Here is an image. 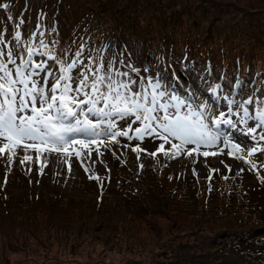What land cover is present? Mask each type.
Masks as SVG:
<instances>
[{"label":"rangeland","instance_id":"1","mask_svg":"<svg viewBox=\"0 0 264 264\" xmlns=\"http://www.w3.org/2000/svg\"><path fill=\"white\" fill-rule=\"evenodd\" d=\"M31 1L0 0V4L9 3L13 10L12 20H8L7 9H0V25H6L10 31L23 18L25 24L20 30L26 33L35 30L38 14L45 13L44 24L51 27L55 22L65 38L62 42H66L73 31L80 35L87 32L96 43L110 44L116 51L126 48L138 67L147 64L154 69L160 57L175 66L187 64L188 70L181 74L182 85L197 92L213 106L217 101L200 80L202 74L206 79L222 84L226 82L219 79L221 76L232 81L240 76L246 83L252 79H264V0H197L200 4L196 7V15L188 13L186 3L190 0H36L31 18L27 19ZM112 8H117V14L113 12L110 17L105 16ZM172 15L175 19H171ZM208 67L212 69L211 77L205 72ZM179 91L183 94L184 88ZM250 91L251 88L243 95L246 97ZM219 110L227 112L226 101H219ZM232 119L237 120V117ZM254 123L249 122L250 125ZM245 127L238 124V129ZM221 130L245 149L238 155H245L247 148L255 143L243 131L227 125H221ZM121 141L127 143L123 138ZM137 143L140 142H131L132 146ZM160 143L162 141L149 137L141 146L155 151ZM260 146H264V141ZM170 147L165 144L166 151ZM115 151L116 156L105 152L97 157L93 153L94 165L81 166L73 157L71 173L68 166L59 163L55 156L48 158L47 166H44V156L36 160L34 152L31 153L33 161L24 164L14 158L9 166L6 156L0 157V213L56 202L62 208L71 207V212L89 206L102 214L119 218L115 222L119 233L122 232L120 236L107 228L106 223L103 230L95 232L97 240L83 243L86 251L79 247L60 256L44 250L36 253L38 256L34 254L32 259H41L42 264L264 263V243L258 250L244 244L214 245L211 248L199 246L191 237L186 238L191 248L172 257L165 255L163 246L174 239L166 223L168 219L157 215L150 222L138 220L141 212L149 209L156 213L163 207L179 209L188 217L201 212L230 217L217 212L216 207L221 209L223 204L236 213L228 210L233 217H245L247 212L258 210V207L264 211V154L245 155L248 160L245 164L228 155V148L216 156L204 157L194 153L192 157L181 154L175 159L160 152L155 158L142 152L139 160L137 153L130 148ZM84 167L90 170L85 172ZM93 175L99 179H90ZM180 220L185 230L183 237L190 236L193 231L187 222L191 219ZM202 224L205 227L202 231L207 234L211 230L210 224L205 221ZM200 229L193 234L202 239L204 233Z\"/></svg>","mask_w":264,"mask_h":264},{"label":"snow or ice","instance_id":"2","mask_svg":"<svg viewBox=\"0 0 264 264\" xmlns=\"http://www.w3.org/2000/svg\"><path fill=\"white\" fill-rule=\"evenodd\" d=\"M8 8L0 4V9ZM45 18V13L38 15L35 30L26 33L20 30L23 18L10 31L0 25V157L6 156L7 165L14 158L20 164L31 162L34 152L36 160L44 156V166L55 156L71 173L73 157L81 166L94 165L93 153L116 156L119 148H130L138 160L142 152L175 159L194 153L216 156L228 148V155L247 164L245 155L264 154V79L246 83L240 76L234 81L221 76L226 82L222 84L202 74L200 80L217 101L213 106L182 85L187 64L175 66L160 57L154 69L138 67L126 48L116 51L110 44L96 43L87 32L73 31L62 42L56 23L48 27ZM205 72L212 76L211 67ZM220 100L226 101L227 112L219 110ZM238 124L246 127L238 129ZM221 125L243 131L255 143L238 155L245 149L230 140ZM149 137L162 141L155 151L141 146ZM133 140L140 143L132 146ZM165 144L171 146L168 151Z\"/></svg>","mask_w":264,"mask_h":264},{"label":"trees","instance_id":"3","mask_svg":"<svg viewBox=\"0 0 264 264\" xmlns=\"http://www.w3.org/2000/svg\"><path fill=\"white\" fill-rule=\"evenodd\" d=\"M35 1H31V9L28 10L27 19L31 18L30 14L33 12ZM198 4H200V1L197 0L187 2L188 13L193 12L196 15L195 11L197 10L196 7L199 6ZM36 10L39 12L38 6H36ZM116 11L117 8H112L111 12L105 16L110 17L109 15L113 12L116 13ZM5 12H8L9 16L12 17L13 10L10 9V6ZM14 17L16 18L15 14ZM171 19H175V15H172ZM28 23L30 24L31 22L29 21ZM236 199L238 200V198ZM221 206V209L220 207H216L217 212L223 216L228 215L230 217L210 216L208 212L195 213L190 215L193 217H188L184 213L181 214V210L179 209L175 210L163 207L156 213H151L149 209L140 214L138 213L141 216L138 220L140 222H150L156 219L157 215H162L165 219H168L166 223L168 228H171L169 232L173 235L174 239L170 244L163 246V249H165L163 252L165 255L170 254L171 257L184 249L191 248L192 245L186 239L188 237H191L190 239L202 247L212 248L214 245L228 246V244H233L237 246L238 244H244L246 246H253L258 250L264 243V229H262L264 228V211L258 207V210L249 211L247 212V216L245 215V217L240 218L229 215L228 210L230 208L224 204ZM232 213L236 214L235 212ZM180 218L191 219V221L187 222L188 228L190 231H193L190 236L183 237L185 230ZM194 218L200 222H196ZM93 219H95L94 222ZM118 220L119 218L117 219L115 215L102 214L94 207H81L78 212H71V207H67L66 205L65 208H62L56 202L31 205L26 209L14 208L8 212H1L0 264H42L43 261L41 259L37 261L34 258L32 259V257H34V254L38 256L36 253L39 251L43 252L44 250L60 256L67 250L71 251L79 247L80 250L86 251L83 243L86 240H97L95 232L103 230L106 223L107 228L111 229L115 235L120 236L122 232L119 233L115 222ZM202 221L210 224L211 230L207 231V234H205V231H202L205 229ZM199 228L204 233L202 239L193 234ZM260 229L262 230L260 231ZM113 237L115 238V236ZM117 240L120 239L117 238ZM247 254L248 252L245 253V256ZM259 263L256 261L249 262V264Z\"/></svg>","mask_w":264,"mask_h":264}]
</instances>
